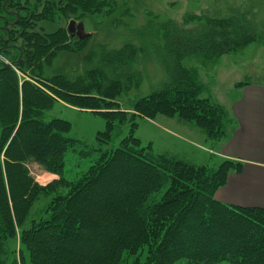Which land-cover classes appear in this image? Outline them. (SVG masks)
I'll return each mask as SVG.
<instances>
[{
    "label": "trees",
    "instance_id": "trees-1",
    "mask_svg": "<svg viewBox=\"0 0 264 264\" xmlns=\"http://www.w3.org/2000/svg\"><path fill=\"white\" fill-rule=\"evenodd\" d=\"M98 1L67 0L60 7L58 0H45L44 14L36 12V5L27 6V18L19 0H0V54L28 76L0 59V264H10L15 249L10 244L18 235L21 261L14 264H264V208L215 198L242 163L224 159L218 166L197 165L158 153L133 134L137 123L125 134L136 115L153 119L161 114L193 122L214 142L224 138L229 113L213 99L199 70L182 61L191 56L214 61L259 41L256 22L233 15L200 33L175 28L168 37L173 67L167 84L136 101L132 113H103L101 106H110L106 100L123 93L122 86L96 87L58 75L46 83L56 96L46 91L37 74L39 61L56 57L64 31L42 38L33 29L36 19H46L52 10H95ZM135 54L132 45H125L109 59L120 70ZM115 76L130 79L122 70ZM59 101L105 120L96 146L80 152L99 157L75 178L66 175L67 155L88 145L69 135L71 121L46 119ZM32 162L60 178L40 185L29 170Z\"/></svg>",
    "mask_w": 264,
    "mask_h": 264
},
{
    "label": "rangeland",
    "instance_id": "rangeland-1",
    "mask_svg": "<svg viewBox=\"0 0 264 264\" xmlns=\"http://www.w3.org/2000/svg\"><path fill=\"white\" fill-rule=\"evenodd\" d=\"M58 1L60 7L65 6L67 2ZM33 5H36L37 13L44 14L45 0H19L18 6L23 16L29 18L27 6ZM53 11L50 14L52 19L47 14L46 19H36L33 29L42 38L58 30L64 31L58 40L59 44L56 45L57 50L54 51L56 57L53 60L42 59L39 61L38 70V64H32V69L37 70V74L44 79L40 85L53 94L46 83H51L58 75L96 87L119 83L123 93L118 97L108 98L106 101L110 102V106H101L100 111L103 113L124 110L132 113V105L136 101L159 91L167 84L173 67L169 57L168 37L171 38L170 32L175 28L193 34L200 33L209 29L217 20L233 15H247L256 22L258 35L261 37L259 41L237 52L224 54L214 61L206 60L202 56L186 57L182 61L185 67L199 70L201 81L207 85L211 95L214 93L228 98V93H234L236 74H241L246 64H250L251 70L257 72L261 67L259 65L264 63V0H99L95 10L87 7L73 12L66 11L64 14L57 9ZM71 20H75L77 25L83 24L84 38L69 32ZM19 28L17 36L20 33ZM17 43L22 45L23 38H18ZM125 45H132L136 50L133 62H125L120 69L130 77L129 80L115 76L120 70H117L109 59L111 53ZM0 59L6 65L15 67L7 56L0 54ZM14 69L23 78H28L16 67ZM245 77L247 80L260 79L257 75L246 73ZM95 94L99 96L97 92ZM45 115L47 120L60 117L71 121L72 130L69 135L88 145L77 146V151L68 153L67 177L75 178L87 171L99 157V153L92 152L86 156L80 152L87 151L96 144V133L105 129L103 116L90 110L75 109L62 101ZM136 116L125 126V134L130 129L133 130L134 123L136 126L138 124L133 134L141 139L143 145L151 143L156 152L197 165L218 166L222 162L218 155L210 153V150L217 149V142L208 140L202 128L193 122L182 121L178 116L161 114L153 119ZM28 167L40 185L45 186L60 178V175L47 172L38 163H29ZM45 174L49 175L43 180ZM12 245H15V249L9 251L10 264H14L15 259L21 261L22 245L19 235L10 244ZM174 264L188 263L181 260Z\"/></svg>",
    "mask_w": 264,
    "mask_h": 264
},
{
    "label": "crops",
    "instance_id": "crops-1",
    "mask_svg": "<svg viewBox=\"0 0 264 264\" xmlns=\"http://www.w3.org/2000/svg\"><path fill=\"white\" fill-rule=\"evenodd\" d=\"M259 66L253 72L246 64L250 69L245 67L236 74L235 90L228 93V98L212 93L213 99L229 113L231 122L224 138L215 143L217 149L210 153L218 155L220 161L230 159L243 165L241 171L229 173L227 183L216 191L215 198L231 205L264 208V63ZM245 73L260 79L247 80Z\"/></svg>",
    "mask_w": 264,
    "mask_h": 264
},
{
    "label": "water",
    "instance_id": "water-1",
    "mask_svg": "<svg viewBox=\"0 0 264 264\" xmlns=\"http://www.w3.org/2000/svg\"><path fill=\"white\" fill-rule=\"evenodd\" d=\"M83 29H84L83 24L77 25L75 20H71L68 26L69 32L72 35H77L81 39L84 38ZM7 66H11V65H7Z\"/></svg>",
    "mask_w": 264,
    "mask_h": 264
},
{
    "label": "bare ground",
    "instance_id": "bare-ground-1",
    "mask_svg": "<svg viewBox=\"0 0 264 264\" xmlns=\"http://www.w3.org/2000/svg\"><path fill=\"white\" fill-rule=\"evenodd\" d=\"M43 178V180H46L47 178H48V176L46 175V176H43L42 177ZM40 180V179H39ZM45 182V181H44Z\"/></svg>",
    "mask_w": 264,
    "mask_h": 264
}]
</instances>
